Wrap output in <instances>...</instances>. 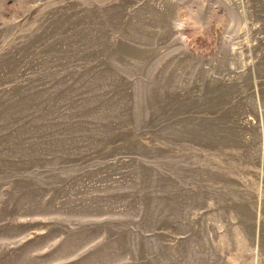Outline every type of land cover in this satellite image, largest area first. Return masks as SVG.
Here are the masks:
<instances>
[{"label":"rangeland","instance_id":"1","mask_svg":"<svg viewBox=\"0 0 264 264\" xmlns=\"http://www.w3.org/2000/svg\"><path fill=\"white\" fill-rule=\"evenodd\" d=\"M0 264H264V0H0Z\"/></svg>","mask_w":264,"mask_h":264}]
</instances>
